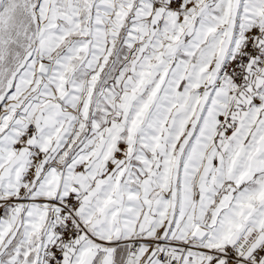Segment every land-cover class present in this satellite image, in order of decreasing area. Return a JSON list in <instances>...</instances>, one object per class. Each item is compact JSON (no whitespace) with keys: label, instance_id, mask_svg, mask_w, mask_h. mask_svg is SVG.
I'll return each instance as SVG.
<instances>
[{"label":"snow or ice","instance_id":"6c2138e0","mask_svg":"<svg viewBox=\"0 0 264 264\" xmlns=\"http://www.w3.org/2000/svg\"><path fill=\"white\" fill-rule=\"evenodd\" d=\"M0 264H264V0H0Z\"/></svg>","mask_w":264,"mask_h":264}]
</instances>
